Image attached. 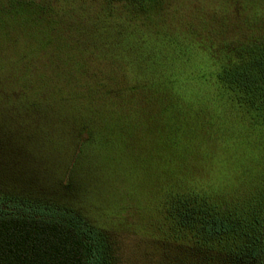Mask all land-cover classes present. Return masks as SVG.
Segmentation results:
<instances>
[{
	"label": "trees",
	"instance_id": "16d2710c",
	"mask_svg": "<svg viewBox=\"0 0 264 264\" xmlns=\"http://www.w3.org/2000/svg\"><path fill=\"white\" fill-rule=\"evenodd\" d=\"M12 1L6 2L9 4ZM111 1L108 0V3L110 4ZM123 1L132 13L135 11L144 14L153 10L159 13L167 0ZM244 1L248 4L241 8H247L259 2V0ZM25 7L27 12L32 13L37 10V15L41 16L47 14L50 9L47 4ZM19 9L21 6H5L4 18L5 14L10 15L14 12L17 14ZM213 16L218 17L219 19L216 20L219 21L224 19V17L221 18L220 13L214 11ZM33 17V21L36 20V15ZM36 23L40 24L38 21ZM76 24L77 29L83 34V31L93 32L94 35L101 31L100 27L95 31L89 24H83L80 21ZM3 26L6 27L4 24ZM68 28L69 33L75 31L72 26ZM6 31L7 28L3 35ZM124 32V29L116 30L117 38L104 40L101 44H99L100 40L97 42L95 38L87 39L85 45L83 41L72 42L68 62L73 66L69 65L68 88L65 81L59 80L60 76L69 79L68 75L65 77L60 66L54 62L56 59L54 56L53 74L55 78L58 76L57 79L60 82L54 92V100L46 97L43 92L33 91L30 85V59L25 57V53L30 54L36 51L32 41L24 47L21 55L19 53L13 55L11 74L5 73L4 68L9 61L7 57H3V67L0 66V74L3 70V87L0 81V101L3 100L0 119H3V134H12L17 130L22 133L24 131L29 133L32 130L38 132L41 128H46L44 124L50 123V120H55V123L64 120L65 132L75 137V144L67 165L60 173L57 169L55 174H60V178L48 195H44V190L41 188H25L21 185L6 187L3 182H0V264H264V155L257 154L251 159L246 158L245 154L237 157L230 147L234 144L233 141H229L231 137L224 133L213 137V140L219 143L220 148H224V162L233 165L234 174L238 175L240 184L236 186L232 183L226 184L229 193L221 195L222 197L212 190L192 188L187 191L167 190L163 193L161 201L163 221L167 230L163 238L140 236L125 238L113 229V227L120 229L123 226V222L128 218L125 213L129 210L135 211L136 203L133 201H130V204L127 200H116L118 204L110 202L108 210L102 214L94 210L92 213L91 208L89 210V207L79 199H67V197L65 199L64 192L71 186L65 182V176L82 154L83 137L87 136L86 132L91 130L86 120L94 118L99 113L101 117L105 116L106 120H115L114 131L123 136L119 148L122 152H126V155L134 148L142 151L144 146L146 148V143L151 146L152 133H150L149 125L146 124V128L138 119L144 111L139 94L163 82L161 83V75L160 80H148V76L142 72H149L151 67L150 60L145 57L142 48L140 52H135L126 45L130 51L128 56L133 55V59L131 57L127 60L128 56L120 55L118 42L122 39L126 40V37H123ZM58 44L66 47L61 41ZM209 48L214 69L207 77L202 76V79L210 80L220 101L230 104L239 112L249 127L258 128L261 131L263 143L264 31L232 42H224L216 50L211 46ZM99 49L101 52L105 50L106 53L111 54L108 56L101 54V57H98ZM115 49L121 64H124L126 60L129 64H135L134 82L129 87L128 83H125L124 88L110 84L107 79L110 81L111 79L101 76L100 68L98 73L97 69L91 68L92 57L95 55L96 64L97 62L101 64L102 61L104 64V59L112 63ZM78 51L81 52L82 57L75 55ZM38 71L40 73V69ZM108 71L111 74L110 70ZM82 75L83 78H81ZM81 79L84 83H81L80 91ZM153 81H160V83ZM127 96L130 97V103L124 104ZM133 99L135 101H132ZM206 103L200 105L197 110L204 114L203 117L206 116V120H210L206 112L208 107ZM73 104L79 106L82 104L83 111L75 108ZM73 117L87 119L84 123L74 120ZM187 120L188 117L183 120L178 118L180 122L178 125L186 124L192 128L194 123L192 126L191 122H186ZM223 129L228 132L227 127L224 126ZM58 131H60L59 128ZM163 135H168L165 139L169 140L171 153L168 156L159 154L157 160L153 161L161 160V168L153 167L151 170L153 175L156 174L155 179L162 184L169 183V176L174 178L178 168L181 171L187 170L190 165L188 145L184 143L185 132L173 131L159 134L158 144L162 142ZM156 150L159 151V148L154 146L153 152ZM135 154H138L137 151ZM177 160L180 165L173 164ZM10 161V164L15 163L12 157ZM137 161L139 162L135 159L134 164ZM144 175L147 177V174ZM63 178L65 180H62ZM119 180L122 181L121 176ZM173 181L170 182L173 183ZM119 195L120 193H117L114 199ZM135 195L137 199L140 196L138 193ZM144 195L143 193L140 199ZM114 218L119 220L112 224L111 220ZM180 239L185 241L180 242Z\"/></svg>",
	"mask_w": 264,
	"mask_h": 264
},
{
	"label": "rangeland",
	"instance_id": "374dc122",
	"mask_svg": "<svg viewBox=\"0 0 264 264\" xmlns=\"http://www.w3.org/2000/svg\"><path fill=\"white\" fill-rule=\"evenodd\" d=\"M6 1L8 0H0V66L3 67V57H7L9 64L4 70L5 73L11 74L13 55H21L24 47L32 41L36 51L30 54L26 52L25 57L30 59V85L33 91L43 92L46 97L54 100L58 83L65 81L66 88L70 84L69 65H73L68 62V55L69 50H72L71 43L83 41L85 45L87 39L95 38L97 42L100 40L101 44L104 40L117 38L115 32L118 29H124L123 37H126V40L118 42L120 55L130 54L126 45L135 52H140L142 48L145 57L150 60L151 67L149 72L141 71L148 76V80H160L161 75L162 84H155L149 91L139 94L144 111L138 119L143 125H149L152 133L151 146L146 143L147 146H144L142 151L134 148V152L129 150L128 155L121 151L119 143L123 136L114 131L115 120H106L103 115L102 119L100 113L88 120L85 117H73L79 122L86 120L91 130L83 137L82 154L65 176L66 180L62 179L71 185L64 192L65 199H79L89 210L91 208V212L94 210L102 214L108 210L110 202L118 204L116 200H127L130 204V201H133L136 203L135 211L129 210L125 213L128 218L120 229L113 227L119 235L125 238L165 237L167 230L163 221L161 201L163 193L167 190H212L222 197L221 195L229 193L226 184H240L238 175L234 174L233 165L224 162V148H220L213 137L222 133L231 137L229 141L234 144L230 147L237 157L245 154L246 158L251 159L257 154L264 155L261 131L249 127L239 112L230 104L220 101L210 80L202 79V76L207 77L214 69L209 46L216 50L224 42H232L264 31V0H259L247 8H241L248 4L244 0H167L159 13L153 10L144 14L134 10L133 14L130 8L124 5L123 0H112L110 4L108 0H13L9 4ZM42 4L50 7L49 12L43 16L37 15V10L29 13L25 7ZM5 6H21V9L17 14H5L4 18ZM213 11L220 13L224 19L216 20L219 18L213 16ZM35 15L36 20L33 21ZM77 21L89 24L95 31L100 27L101 31L95 35L86 31H83V34L76 27ZM69 26L75 31L69 33ZM6 28L7 31L3 35ZM59 41L66 47L59 46ZM116 52L117 50L114 52L112 63L104 59V64L103 61L96 64L94 54L92 62L95 64L91 63V68L97 69V73L100 68L101 76L111 79H107L110 84L124 88L125 83H128L129 87L134 82L136 69L135 64H129L127 60L131 57L133 59V55L128 56L126 62L121 64ZM101 54L108 56L111 53H106L105 50L101 52L99 49L98 57H101ZM75 55L80 57L81 52L78 51ZM54 56V62L69 79L60 76L58 82V76L55 78ZM19 65L21 66V62ZM0 77L3 87V70ZM82 82L84 83L81 79L80 91ZM126 102L130 103V97L125 98L124 104ZM203 103L208 104L206 112L210 120H206V116L203 117L204 114L197 110ZM73 105L83 111L82 104ZM2 106L3 100L0 101V109ZM187 117L186 122H191V125L194 123L192 128L186 124L178 125V118L183 120ZM2 120L0 119V182L6 187L21 185L25 188H41L44 195H48L60 178V174H55L57 169L60 173L67 165L75 144V137L65 132L66 122L60 120L55 123V120H50V123L44 124L47 129L41 128L38 132L32 130L30 134L18 130L12 134H3ZM224 126L228 128V132L224 131ZM173 131L185 132L184 143L188 145L190 165L187 170L181 171L178 168L174 178L169 176V183L162 184L155 179L156 174L151 173L153 167L161 168L162 162L153 160H157L159 154L168 156L171 148L169 140L165 139L168 135H163L160 144L157 140L159 134ZM154 146H157L159 151L153 152ZM136 151L138 154H135ZM11 157L15 163L10 164ZM135 159L139 162L134 164ZM137 164L141 166H134ZM173 164L180 165L178 160ZM143 173L147 174V177ZM120 176L123 183L119 180ZM172 180L173 183L170 182ZM117 193L120 195L114 199ZM135 193L140 195L138 199ZM143 193L145 195L140 199ZM118 220L112 219V224Z\"/></svg>",
	"mask_w": 264,
	"mask_h": 264
}]
</instances>
